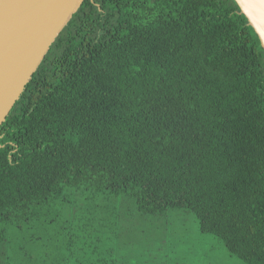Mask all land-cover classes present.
I'll use <instances>...</instances> for the list:
<instances>
[{"label": "trees", "instance_id": "trees-1", "mask_svg": "<svg viewBox=\"0 0 264 264\" xmlns=\"http://www.w3.org/2000/svg\"><path fill=\"white\" fill-rule=\"evenodd\" d=\"M79 192L118 201L82 255ZM181 210L264 264L259 38L235 0H84L0 125V264H114Z\"/></svg>", "mask_w": 264, "mask_h": 264}, {"label": "water", "instance_id": "water-1", "mask_svg": "<svg viewBox=\"0 0 264 264\" xmlns=\"http://www.w3.org/2000/svg\"><path fill=\"white\" fill-rule=\"evenodd\" d=\"M84 0H0V125ZM264 49V0H235Z\"/></svg>", "mask_w": 264, "mask_h": 264}, {"label": "rangeland", "instance_id": "rangeland-1", "mask_svg": "<svg viewBox=\"0 0 264 264\" xmlns=\"http://www.w3.org/2000/svg\"><path fill=\"white\" fill-rule=\"evenodd\" d=\"M79 193L68 196V202L78 210H85L96 205V210L90 213V217L96 216L97 218L95 224H88L87 230L90 231V234L86 235L83 228L79 231V237L74 242L77 253L82 255L88 245L93 243L91 236L97 231L95 227L99 225L100 221L109 223L108 213H114L111 207L118 206V201L111 202L114 199L111 196L109 198L103 196L90 198L87 192L86 195ZM115 209L117 210V208ZM181 211L185 214L184 216H177L176 211L170 212L168 222L161 225L163 229L160 228V230L164 234L161 233L163 237L157 236L160 239H156L152 235L153 228H156L155 224L141 225L146 228V232L137 235L130 231L129 234L122 232L118 236H114V264H246L231 255L221 239L209 233H202L194 214L185 210ZM156 231L157 229L155 235ZM26 239L19 238L18 246L24 244V248L33 255L35 252H40L39 244L27 243ZM103 244H105L104 241H98L97 247L102 248Z\"/></svg>", "mask_w": 264, "mask_h": 264}]
</instances>
